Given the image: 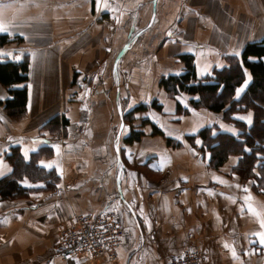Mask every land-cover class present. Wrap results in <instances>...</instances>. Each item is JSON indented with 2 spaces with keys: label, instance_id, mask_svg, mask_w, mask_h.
<instances>
[{
  "label": "crops",
  "instance_id": "obj_1",
  "mask_svg": "<svg viewBox=\"0 0 264 264\" xmlns=\"http://www.w3.org/2000/svg\"><path fill=\"white\" fill-rule=\"evenodd\" d=\"M141 1L0 0V34L8 39L0 61L28 65L18 85L26 88L21 118L4 112L8 92L0 84V180L14 172L12 148L24 163L13 178L22 192L0 197V264H107L54 253L74 215L107 207L124 230L111 264H164L194 247L209 264H264L261 165L246 178L234 170L239 156L213 167L198 133L215 126L211 136H237L239 129L223 110L193 109L197 95H170L158 84L184 72L182 55L192 56L197 80L226 68L227 57L239 60L247 43L264 37V0H157L135 15ZM242 73L234 101L252 79ZM138 105L145 109L129 125L118 123ZM252 117L230 115L246 126ZM131 130L139 140L124 143Z\"/></svg>",
  "mask_w": 264,
  "mask_h": 264
},
{
  "label": "trees",
  "instance_id": "obj_2",
  "mask_svg": "<svg viewBox=\"0 0 264 264\" xmlns=\"http://www.w3.org/2000/svg\"><path fill=\"white\" fill-rule=\"evenodd\" d=\"M8 41L7 36L0 34V46ZM255 57L256 60H250ZM180 59L185 65V70L178 75H167L159 80V87L163 88L170 95L180 92L194 94L197 100H191L193 109L206 108L212 112L223 110L224 119L231 121L239 134L231 136L224 133H217L211 136L210 131L216 129L215 126L202 129L198 135L203 141V145L210 151V164L217 168L222 165L228 156H239L238 165L234 169L242 178L252 176L254 164H260L264 172V37L259 41L247 43L242 49L239 60L235 57H227L228 66L222 70H214L211 76L202 80L195 77L193 58L190 55H182ZM249 71L251 82L247 86L244 94L237 101L232 99L234 90L243 81L242 68ZM27 61L15 63L11 61H0V84L7 89L8 97L2 102L4 112L11 119L21 118L25 113L26 88L18 87L27 79ZM229 104L230 107L225 108ZM225 108V109H224ZM145 106L138 105L123 116L131 115L139 110H144ZM178 112L182 108L177 104ZM235 111V112H234ZM252 112V123L246 126L236 120H231L230 115L243 112ZM152 132H161L153 126ZM140 133L131 130L123 138L124 143H132L139 140ZM167 144H171L170 139H166ZM216 143V144H215ZM8 161L14 164L12 176L0 180V197H14L20 194L22 189L13 178H19V164H24L16 148H12ZM42 151L32 155L35 160L41 156ZM31 164V163H30ZM264 188V186H262Z\"/></svg>",
  "mask_w": 264,
  "mask_h": 264
},
{
  "label": "built area",
  "instance_id": "obj_3",
  "mask_svg": "<svg viewBox=\"0 0 264 264\" xmlns=\"http://www.w3.org/2000/svg\"><path fill=\"white\" fill-rule=\"evenodd\" d=\"M123 235L122 223L113 208L76 214L70 226L59 232L54 253L62 260L84 256L115 263ZM164 264H209V260L205 250L194 247L167 258Z\"/></svg>",
  "mask_w": 264,
  "mask_h": 264
},
{
  "label": "rangeland",
  "instance_id": "obj_4",
  "mask_svg": "<svg viewBox=\"0 0 264 264\" xmlns=\"http://www.w3.org/2000/svg\"><path fill=\"white\" fill-rule=\"evenodd\" d=\"M155 2H157V0H142L141 2H137L138 3V5L136 6L137 8H136V11H135V15H137L138 14V12H139V9L140 10H142V8L143 7H145V6H147V5H149L150 4V6H151V3H155ZM146 11H149V9H148V7L146 8ZM149 17H154V15H150ZM143 24H144V22H143ZM111 107V106H110ZM101 106H96L95 107V111H100L101 110ZM111 111L113 112V110L111 109ZM106 112H108L107 110H106ZM109 113H111V112H109ZM122 118V119H121ZM119 120H118V123H120V124H122L123 125V123H125V124H130L132 121H131V118L129 117V115L128 116H122ZM109 120V119H108ZM107 121V120H106ZM105 121V122H106ZM104 122V123H105ZM113 124H114V127H117V124H116V121H113ZM76 132L78 133V134H80V133H82L81 135H82V137L84 136L83 135V132H82V128L80 127V128H76ZM120 140H121V137H120ZM105 142L107 143V145H108V143H109V137H106L105 138ZM117 142V141H116ZM97 146H100L101 148H102V143L101 142H99V141H94V147H97ZM118 146V150H119V147L121 146V143L119 144V145H117Z\"/></svg>",
  "mask_w": 264,
  "mask_h": 264
},
{
  "label": "snow or ice",
  "instance_id": "obj_5",
  "mask_svg": "<svg viewBox=\"0 0 264 264\" xmlns=\"http://www.w3.org/2000/svg\"><path fill=\"white\" fill-rule=\"evenodd\" d=\"M4 31H6V29L4 27L0 26V32H4ZM239 91H242V89L238 90V93H239ZM245 191H247V190L245 189ZM261 226L264 227V223H262ZM258 235H259L260 243L262 245H264V233H260Z\"/></svg>",
  "mask_w": 264,
  "mask_h": 264
}]
</instances>
